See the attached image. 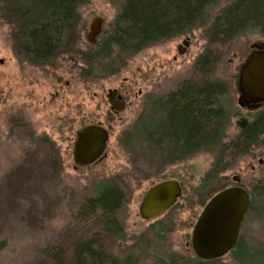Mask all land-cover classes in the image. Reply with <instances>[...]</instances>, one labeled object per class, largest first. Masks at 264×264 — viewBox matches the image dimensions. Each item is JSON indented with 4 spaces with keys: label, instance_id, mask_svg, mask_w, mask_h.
I'll return each instance as SVG.
<instances>
[{
    "label": "rangeland",
    "instance_id": "obj_1",
    "mask_svg": "<svg viewBox=\"0 0 264 264\" xmlns=\"http://www.w3.org/2000/svg\"><path fill=\"white\" fill-rule=\"evenodd\" d=\"M123 1L89 0L79 10L76 53L61 54L53 66L44 68L16 59L14 26L3 20L0 10V60L5 61L0 64V264H58L46 252L54 248L64 250L68 264L76 243L95 232L93 223L79 221L78 212L103 181L115 180L128 191L120 217L129 238L148 229L155 231L149 234L152 241L164 243H158L162 250L167 248L189 262L196 258L190 238L202 207L221 188L233 185V177L254 194V212L264 213V163L259 164L264 161V136L246 155L229 163L225 160L221 164L224 170L217 172L209 188L203 184L213 167V155L200 152L173 164L156 161L157 174L138 179L132 172V158L147 157L149 148L136 139L130 145L125 143L135 121L149 111L150 98L165 96L187 79L204 77L196 64L207 52L216 58L208 77L225 84L226 107L238 115L231 117L227 140L238 136V122L245 119L249 123L254 115L237 105L238 70L251 47L264 44V37L246 35L225 45L207 42L205 31L232 1L228 0L210 8L202 24L192 31L120 58L114 72L95 70L82 61L84 56L94 55L86 40L90 22L103 18V31L111 34ZM179 48L185 50L183 54ZM112 88L132 90L129 105L118 117L110 113L106 98ZM91 123L109 126L107 155L95 166L74 169L71 142L76 131ZM166 180L181 184V199L164 216L142 220L139 210L145 193ZM156 232L163 237L157 238ZM127 240L105 237L104 244L109 252L121 254L130 245ZM242 240L254 249L241 252L242 262L264 264V253L256 252L264 249V215H248ZM219 264L242 263L231 255Z\"/></svg>",
    "mask_w": 264,
    "mask_h": 264
},
{
    "label": "trees",
    "instance_id": "obj_2",
    "mask_svg": "<svg viewBox=\"0 0 264 264\" xmlns=\"http://www.w3.org/2000/svg\"><path fill=\"white\" fill-rule=\"evenodd\" d=\"M225 1L228 0H124L111 34L103 31L98 43L90 45L94 55H86L82 61L95 70L114 72L120 58L192 31L202 24L210 8ZM88 2L0 0L1 16L14 26L12 44L23 62L44 68L53 66L61 54L76 53L80 41L79 10ZM246 35L264 37V0L230 1L205 31V38L212 45L230 44ZM215 61L213 55L205 53L196 64L202 79L183 81L175 92L152 102L146 116L135 121L126 145L136 139L149 148L147 157L132 158L136 178L156 175V161L173 164L204 152L215 159L203 184L209 188L217 172L224 170L221 164L225 160L229 163L258 145L264 136V111L238 136L227 140L231 115L224 102L225 84L208 77L209 66ZM127 200L128 191L119 182L99 184L97 193L87 198L78 212L79 221L93 223L95 232L76 243L68 264H217V260L203 262L197 258L189 262L167 248L162 250L158 245L162 242L152 241L149 234L155 231L149 229L129 238L120 217ZM255 200L252 193L253 212ZM155 236L163 237L159 232ZM105 237L123 242L129 239L130 245L126 244L121 254H115L107 250ZM46 252L58 264H66L62 248ZM256 252L264 253V249Z\"/></svg>",
    "mask_w": 264,
    "mask_h": 264
},
{
    "label": "water",
    "instance_id": "obj_3",
    "mask_svg": "<svg viewBox=\"0 0 264 264\" xmlns=\"http://www.w3.org/2000/svg\"><path fill=\"white\" fill-rule=\"evenodd\" d=\"M104 19L95 17L86 34L88 43L94 45L102 33ZM184 41L183 45L188 46ZM179 48V54L184 53ZM3 64V60H0ZM238 104L241 107H257L264 103V44L253 45L250 53L239 67L237 78ZM112 107L122 111L125 104L114 103ZM244 127V125H242ZM109 133L100 125H89L77 132L74 147V161L85 167L103 155ZM182 186L178 181L166 180L153 186L144 196L140 207L142 220L155 219L171 209L181 198ZM250 206L249 192L240 186L225 188L214 195L205 205L196 221L191 235L194 255L203 261L219 259L236 245L240 226Z\"/></svg>",
    "mask_w": 264,
    "mask_h": 264
},
{
    "label": "flooded vegetation",
    "instance_id": "obj_4",
    "mask_svg": "<svg viewBox=\"0 0 264 264\" xmlns=\"http://www.w3.org/2000/svg\"><path fill=\"white\" fill-rule=\"evenodd\" d=\"M97 43H98V41H97ZM96 43V44H97ZM13 50V52H14V55L17 57L16 59L18 60H20L21 62H23V60L21 59V57L18 55V53L15 51V49L13 48L12 49ZM251 51V50H250ZM250 53V52H249ZM248 53V54H249ZM4 63H5V61L3 60V64L2 65H4ZM35 67V66H34ZM238 73H239V70H238ZM237 78H238V75H237ZM236 89H237V82H236ZM176 91V89L175 90H173V91H171V92H169V93H167L166 95H168V94H170V93H172V92H175ZM237 93H238V91H237ZM111 96L112 97V101L114 102V103H120V102H122V103H124L125 104V107H124V109L122 110V111H118L117 110V108L116 107H112V105L110 104V102H109V98H108V96ZM131 95H132V90H130L129 88H126V89H120V88H112V89H109L108 90V92H107V95H106V98L108 99V103H109V110H110V113L113 115V117H118L120 114H121V112H123L124 110H125V108L129 105V103H130V99H131ZM142 95V92H140V96ZM165 95V96H166ZM160 97H164V96H160ZM160 97H158V98H155V99H153V98H150L149 100H148V104L150 105L152 102H157L158 101V99L160 98ZM138 98V97H137ZM238 99H239V95H238ZM237 105H238V107L241 109V110H243V111H246V112H248V113H253L254 115H253V119H252V121L251 122H247L245 119H243L242 121H240V122H238V125H239V128H240V130L242 131V130H244V129H246L253 121H255V119L257 118V116H258V114H260V113H263V111H264V103H261V104H259V105H257V107H252V108H247V107H241L239 104H238V101H237ZM229 114L231 115V117H237L238 115H237V113H233L232 114V112H230L229 111ZM141 116V115H140ZM230 120H231V118H230ZM92 125H94V123H91ZM91 124H88V125H91ZM96 125H100V126H102L103 128H105L108 132H109V139H110V130H109V126H107V125H105L104 123H96ZM242 125H244V127H242ZM84 128V127H83ZM83 128H81V129H83ZM80 129V130H81ZM79 130V131H80ZM77 132L78 131H76V135H75V138L72 140V142H71V146H72V150H73V161H74V147H75V142H76V139H77ZM109 142V141H108ZM71 146H70V149H71ZM107 146H108V144H107ZM70 149H68V150H70ZM106 155H107V148H106V150H105V153H104V155L103 156H101V157H99L95 162H93L92 164H90V165H87V166H85V167H79V166H77L76 164H75V161H74V164H75V166H74V169H84V168H89V167H92V166H95V165H97V164H99L100 162H102L103 160H104V158L106 157ZM264 163V161L261 159V160H259V164H263ZM233 182H234V184L233 185H231V186H240V187H243L244 189H246L241 183H240V180L237 178V177H233ZM156 185V184H155ZM155 185H153V186H155ZM152 186V187H153ZM231 186H226V187H224V188H221L218 192H220L221 190H223V189H225V188H228V187H231ZM151 187V188H152ZM150 188V189H151ZM149 189V190H150ZM148 190V191H149ZM248 192H249V194H250V206H249V209H248V211H247V213L245 214V217H244V220H243V222H242V224H241V226H240V229H239V233H238V238H237V242H236V245H235V247L229 252V253H227L226 255H224L223 257H221V258H219V259H217V264H219V262L224 258V257H227V256H231V255H233V257L238 261V262H241L242 264H246V263H244V262H242V259L239 257V255L241 254V252L242 251H245V253H247V252H251V251H253L254 249H250L248 246H247V244L242 240V231H243V228H244V226H245V223H246V220H247V217H248V215L249 214H257V215H264V213L263 212H251V203H252V193H251V191H249L248 189H246ZM147 191V192H148ZM146 192V193H147ZM217 192V193H218ZM146 193H145V195H146ZM216 193V194H217ZM144 195V196H145ZM215 195V194H214ZM144 198V197H143ZM211 199V198H210ZM180 200V199H179ZM179 200H178V202H179ZM142 201H143V199H142ZM142 201H141V203H142ZM209 201V200H208ZM207 201V202H208ZM178 202H177V204H178ZM207 202L204 204V206L202 207V210H203V208L205 207V205L207 204ZM176 204V205H177ZM140 207H141V205H140ZM174 207H172L171 209H169L168 211H166L167 213L168 212H171V210L173 209ZM139 212H140V210H139ZM166 213V214H167ZM201 213H202V211L200 212V214H199V216L201 215ZM165 215V214H164ZM164 215H161V216H164ZM199 216H198V218H199ZM197 218V219H198ZM156 219V218H155ZM155 219H152V220H155ZM152 220H149V221H152ZM197 221V220H196ZM195 224H196V222H195ZM195 224H194V226H195ZM194 226H193V228H194ZM193 231V230H192ZM192 235V234H191ZM190 247H191V249H192V246H191V238H190ZM197 258V257H196ZM239 258V259H238ZM198 259V258H197ZM200 260V259H199ZM201 261H203V260H201ZM203 262H207V261H203ZM208 262H211V261H208Z\"/></svg>",
    "mask_w": 264,
    "mask_h": 264
}]
</instances>
